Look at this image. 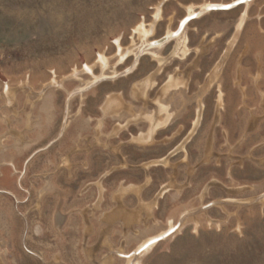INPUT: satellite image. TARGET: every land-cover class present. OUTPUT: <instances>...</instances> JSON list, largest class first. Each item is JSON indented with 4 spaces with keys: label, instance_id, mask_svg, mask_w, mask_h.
Listing matches in <instances>:
<instances>
[{
    "label": "rangeland",
    "instance_id": "rangeland-1",
    "mask_svg": "<svg viewBox=\"0 0 264 264\" xmlns=\"http://www.w3.org/2000/svg\"><path fill=\"white\" fill-rule=\"evenodd\" d=\"M250 3V0H0V134L5 135L8 126L10 130L22 127L33 111L42 112V94L50 86L64 85L72 90L68 111L71 118L80 101L87 103L85 113H93L103 92L115 87L124 88L126 99L140 106L142 99L136 96L134 100L129 89L134 81L140 80L134 91L150 101L144 91L156 79L155 72L147 76V71L158 64L165 69L151 93L153 97L161 86L160 94L152 100L156 110L160 114L167 110L169 117L172 113L161 97L181 85L186 90L184 97L178 96L177 116L181 121L194 118L193 129L184 136L187 137L182 147L172 153L184 149L185 142L200 125L193 147H202L209 130L215 127V133L211 130L215 137V156L211 162L199 167L191 185L185 182L183 189L167 193L160 206L161 215L169 216L175 211L177 218L182 212V218L169 222L168 228L165 223H156L155 230H160L159 233L145 238L138 246L136 243L142 237L130 234L126 243L120 230L113 243L106 232L99 239L97 234L90 235L92 228L86 224L91 222L86 223L82 215L85 218L92 211L89 208L84 211L83 206L94 197V189L85 193L82 187L87 179L97 176L96 167L88 172L76 167L81 172L75 169L71 176L47 174L51 159L41 156L38 169L42 173L32 180L35 189L24 191L23 195L34 201L39 199L40 204L19 206L28 221L16 223L11 218L6 221L15 207L9 202L6 206L5 199L10 198L0 194V264H264V148L252 150L255 141L251 138L240 143L239 125L243 123L240 114L245 119V111L223 109V98L227 101L225 63L228 62L226 70L234 72L246 42L253 49L264 48V34L257 29L256 19H250L240 32L247 16L245 8L250 5L252 17L264 6V0ZM212 5L219 8H209ZM187 15L196 17L174 36ZM165 36L169 37L166 42L155 44ZM238 37L241 39L236 42ZM235 43L237 46L231 51ZM177 66L179 71L173 73ZM169 74L172 76L167 79ZM99 83L98 88L89 90ZM56 91L57 107L62 108L66 91L59 87ZM150 115L166 121L165 116L153 113H141L136 118L150 121L152 129ZM197 120L199 125L193 132ZM93 121L86 127L90 132ZM111 124L106 121L105 133ZM226 124L231 126V144L224 147ZM104 152L98 170L108 169L115 161L110 151ZM131 152L133 160L143 153L135 149ZM184 178L185 174L180 175L181 183ZM153 237L163 238L140 249L145 240ZM23 244L29 249H24Z\"/></svg>",
    "mask_w": 264,
    "mask_h": 264
},
{
    "label": "crops",
    "instance_id": "crops-1",
    "mask_svg": "<svg viewBox=\"0 0 264 264\" xmlns=\"http://www.w3.org/2000/svg\"><path fill=\"white\" fill-rule=\"evenodd\" d=\"M253 1L255 0H250L251 3ZM245 9L247 16L240 32H243L247 22L254 18L257 20V29L261 34H264V6H260L252 17L249 15L250 5ZM240 39L241 37H238L236 42H239ZM261 42L263 43V41ZM236 46L237 43L232 46L231 51H234ZM252 47L248 42L243 46L234 72L226 70L228 62L224 65L227 101L224 102L223 98V109L227 107L232 111L246 112L245 119L243 114H240L243 123L239 125V128L242 127L239 141L242 143L251 138V141H255L251 145V149L256 150L260 147L264 148V48L261 50L258 49V46L254 49ZM164 69L165 67L158 64L154 70L147 71V76L155 72L156 79L155 84L149 90L147 88V92L144 91V95H148L150 101L144 100L134 91L136 84L140 82V80H136L133 82L132 88L129 89V96L134 100V97L139 96V99H142L140 106L126 99L124 88L115 87L103 92L101 101L94 106L93 113L88 111L85 113L87 103L80 101L72 118L68 113L71 109L69 96L72 90H67L64 85L62 87H47L41 98L42 112L39 109L36 112L33 111L30 120H25L22 127L10 130L8 126L9 132L7 131L5 135L0 134V183L2 184H0V194L10 198V200L5 199L6 206H9L10 203L15 207L14 212L9 218H6V221L10 218L16 223L22 222V219L28 221L29 217L25 216L19 206L26 203L27 205L40 204L39 199L34 201L30 197H23V195L24 191L35 189L32 180L35 177L39 178L42 173L38 169L40 157L46 156L51 159L47 165L49 170L47 174L68 173L71 176L76 167L85 172L93 171V168L96 167L94 172L97 173L95 174L97 176L87 179L82 187L85 193H90L94 189V197L90 200L87 199L86 205L83 206L84 211L88 208L92 211L87 212L85 218L82 215L86 223L87 220L91 222V225L86 224L87 228L89 226L92 228L90 235L91 233L97 234L99 239L106 232L113 243V237L120 230V235L126 243L127 236L130 234L139 239L142 237L136 243L138 246L145 238L159 233L160 230H155L158 226L156 223H165L168 228L169 222H178L182 218V212L178 218L175 211L169 216L161 215L160 206L167 193L183 189L182 186L185 182L191 185L193 175L199 167L211 162L210 159L215 156V137H213L215 127L210 126L214 133L209 130L202 147H193L199 135L200 125L192 137L185 142L184 149L172 153L193 129L191 126L194 124V118L181 121L177 116L178 96L185 93L184 90H186V87L181 85L177 88H169L170 91L162 92L163 96L168 91L161 97V100L172 114L166 117L167 110L162 114L156 110V105L152 100L160 94L161 86L153 97H151V93L156 88L157 78L164 72ZM178 71L179 66L173 73ZM99 85L100 83L92 86L89 90L96 89ZM140 86L142 87V85ZM58 87L66 91L67 94L62 108L57 107L55 101L58 96L56 91ZM37 92L39 91L34 93ZM182 96L184 97V95ZM87 98L85 97V99ZM148 105L151 108H147ZM15 106L16 117L19 119L21 113L17 100ZM141 113H153L157 117L165 116L167 121L165 125L158 127L151 134L145 144L134 139L140 135H147L151 129L150 121L145 118H136V115ZM92 120L95 121H93V131L90 132L86 127L92 125ZM106 121H110L112 124L105 133ZM223 132V145L226 147L231 144V126L226 124ZM186 134L187 136L184 138ZM132 149L143 151L138 160H133ZM104 150L110 151L111 157L115 158V161L108 169L98 170V161L101 163L100 165L103 164ZM193 150L195 153L192 152ZM161 159H167V163L161 162ZM184 174L185 178L181 183L179 177ZM108 180L109 182H107ZM52 188L56 189V186L53 185ZM92 207L93 209H91ZM92 218L95 220V225L92 223ZM135 231H138V234H134ZM21 241L26 243L23 237ZM24 244L23 248L29 249Z\"/></svg>",
    "mask_w": 264,
    "mask_h": 264
},
{
    "label": "bare ground",
    "instance_id": "bare-ground-1",
    "mask_svg": "<svg viewBox=\"0 0 264 264\" xmlns=\"http://www.w3.org/2000/svg\"><path fill=\"white\" fill-rule=\"evenodd\" d=\"M217 6H219V5H212L211 7H209V8H212V7H217ZM220 6H222V5H220ZM209 8L207 9V10H209ZM189 16H191V15H189ZM243 21H244V18L242 19V21H241V23H240V25H242V23H243ZM182 32V31H181ZM180 32V33H181ZM180 33H174V36H177V35H179ZM165 38H166V41L169 39V37H167V36H165ZM165 41V42H166ZM164 43V42H163ZM163 43H158L157 41L155 42V44H157V45H160V44H163ZM161 61H163V59H160ZM161 106L163 105V104H161V103H159ZM148 118L154 123L153 124V127H152V129L148 132V134L145 136V137H143V136H139V137H135L134 139L136 140V141H138L139 143H147V141L149 140V138L151 137V134L153 133V132H155V130L156 129H158V127H161L162 125H165V123L167 122V121H164V120H155V117L153 116V115H150V116H148ZM199 125V120H197V121H195V128H194V130H193V132L195 131V129H196V127ZM150 140H152V139H150ZM183 145V144H182ZM182 145L180 146V147H182ZM179 148V147H178ZM167 159H161V162H165V163H167V161H166ZM157 238L158 237H153V238H150V239H148V240H145V242H143V244L140 246V249H146V248H148L150 245H152L153 244V242L155 241V240H157ZM142 251V250H141ZM108 258V257H107ZM106 258V259H107ZM109 262V261H108ZM107 264V263H106Z\"/></svg>",
    "mask_w": 264,
    "mask_h": 264
},
{
    "label": "water",
    "instance_id": "water-1",
    "mask_svg": "<svg viewBox=\"0 0 264 264\" xmlns=\"http://www.w3.org/2000/svg\"><path fill=\"white\" fill-rule=\"evenodd\" d=\"M215 8H219V7H212V9H215ZM194 17H196V15H191V16H189V15H187V16H185L184 18H183V20L180 22V25H179V27L177 28V30H176V33H180L183 29H184V27H185V25L187 24V22L188 21H190L192 18H194ZM166 41V38L165 37H161L160 39H158L157 40V42L158 43H163V42H165ZM174 230H172L171 232H173ZM170 232V233H171ZM168 235V234H167ZM166 235V236H167ZM166 236H164V237H166ZM163 238V237H162ZM162 238H160V239H162ZM160 239H158V240H160ZM157 240V241H158ZM157 241H155V242H157ZM154 242V243H155Z\"/></svg>",
    "mask_w": 264,
    "mask_h": 264
},
{
    "label": "snow or ice",
    "instance_id": "snow-or-ice-1",
    "mask_svg": "<svg viewBox=\"0 0 264 264\" xmlns=\"http://www.w3.org/2000/svg\"><path fill=\"white\" fill-rule=\"evenodd\" d=\"M226 7H231V5H226Z\"/></svg>",
    "mask_w": 264,
    "mask_h": 264
}]
</instances>
